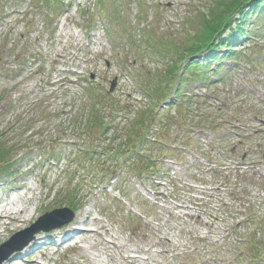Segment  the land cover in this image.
Returning a JSON list of instances; mask_svg holds the SVG:
<instances>
[{
  "label": "rangeland",
  "instance_id": "obj_1",
  "mask_svg": "<svg viewBox=\"0 0 264 264\" xmlns=\"http://www.w3.org/2000/svg\"><path fill=\"white\" fill-rule=\"evenodd\" d=\"M42 1L0 0V202L20 195L36 209L18 227L0 226V247L20 235L0 262L264 264V41L183 88L203 97L195 102L213 127H158L178 143L142 149L161 160L148 178L137 175L147 159L129 155L139 137L128 134L148 130L134 126L148 113L147 84L230 0H62L59 15V1ZM64 208L74 212L68 225L54 227L64 215L32 231ZM77 222L92 233L80 249Z\"/></svg>",
  "mask_w": 264,
  "mask_h": 264
},
{
  "label": "trees",
  "instance_id": "obj_2",
  "mask_svg": "<svg viewBox=\"0 0 264 264\" xmlns=\"http://www.w3.org/2000/svg\"><path fill=\"white\" fill-rule=\"evenodd\" d=\"M55 1L60 0H43L42 2L49 5ZM218 5L222 8L213 9L210 13L211 18L209 15L203 18L193 43H187L185 49L174 48L177 56H181L173 61L171 69L165 71L161 79L153 82V87L147 84L145 94L149 99L146 105L148 113L134 126L149 128L156 119L155 111L167 101L173 91L176 98L179 97L183 85L206 82L210 74L220 72L224 61L241 59L245 55L244 47L247 43L251 45L254 42L264 41V0H230L228 3L219 2ZM106 100L109 99L106 98ZM192 101V98L183 100L182 104L188 107ZM181 114L179 112V116ZM169 121L173 123L176 118L171 117ZM134 131L128 134V139H133V142L137 136L139 139L132 145L133 149L130 153L134 152V147H142L148 133V130L140 134ZM121 153V156H124L123 152ZM118 156L119 153L115 155V157ZM136 158L138 161L142 160L138 155ZM138 174L141 175L140 172Z\"/></svg>",
  "mask_w": 264,
  "mask_h": 264
},
{
  "label": "bare ground",
  "instance_id": "obj_3",
  "mask_svg": "<svg viewBox=\"0 0 264 264\" xmlns=\"http://www.w3.org/2000/svg\"><path fill=\"white\" fill-rule=\"evenodd\" d=\"M16 189L26 190L28 192H32L33 194L37 192V190H35L33 187H26V186H23V184H21V183H17ZM41 193L42 192L40 191L39 194L41 195ZM47 197L48 196H46V195L44 196V198H47ZM31 200H34V198H32ZM23 205L24 204L22 201V197H20V195L1 201L0 202V226L5 227V228L7 226H12V227L17 226L18 227V226L26 223L27 221H30V219L32 218V213L36 209L29 211L26 209V207H23ZM35 207H36V205H35ZM87 222H91L92 224H99V222H96L94 219H91V218H89ZM86 223L85 222H83V223L77 222V223L73 224L74 226L72 227L74 229L75 233H77V235H76L77 241H76L75 247H77L78 249H80L79 244H81L83 242H86V244L88 243L89 238L91 237L90 235L92 234L90 229L82 228V226H85ZM108 232L109 231H106L107 234H108ZM94 233L96 235L99 234L98 231H96V230H94ZM99 237L101 238V241L106 246H113L114 248H118V245L116 243L107 241L102 236H99ZM109 238H112V237H109ZM37 240L35 239V241H33V243H35ZM33 243H32V245H33ZM81 250L85 256H88L86 249H81ZM40 255L42 256L43 254H40ZM133 259H137V258L132 257L131 260H133ZM125 260H127V259L125 258ZM29 263L40 264L34 258L31 261H29ZM89 264H94V263L89 262Z\"/></svg>",
  "mask_w": 264,
  "mask_h": 264
},
{
  "label": "water",
  "instance_id": "obj_4",
  "mask_svg": "<svg viewBox=\"0 0 264 264\" xmlns=\"http://www.w3.org/2000/svg\"><path fill=\"white\" fill-rule=\"evenodd\" d=\"M116 85H117V80H114V82L112 83V87H111V91H112V92L114 91ZM64 215H70V216H69V219H68L65 223H62V224H59V225L54 226L55 228H56V227H62V226H65V225L69 224V223L74 219V213L71 212L69 209L55 210V211H53V212L47 213V214H45L44 216H42V217L40 218V220L32 226V231H33L34 233H37V232H39V231H41V230H46V229L50 230V229H52V228H54V227L44 228L42 225H44V224L47 223L48 221H51L53 218L55 219V218H57V217L64 216ZM18 237H20V235H16V236H15L14 238H12L7 244H5V245H3L2 247H0V252H2V250L4 251L5 249H7V248H8V247H9L14 241H16V239H17ZM24 244H25V243H24ZM26 244H27V243H26ZM27 245H28V244H27ZM4 260H6V259H4ZM4 260L1 261L0 264H2V262H4Z\"/></svg>",
  "mask_w": 264,
  "mask_h": 264
}]
</instances>
